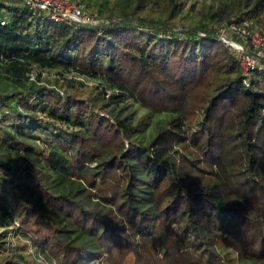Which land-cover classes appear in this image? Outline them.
<instances>
[{"label": "trees", "instance_id": "1", "mask_svg": "<svg viewBox=\"0 0 264 264\" xmlns=\"http://www.w3.org/2000/svg\"><path fill=\"white\" fill-rule=\"evenodd\" d=\"M112 1L99 7L98 24L67 25L28 10L20 0H0V21L8 20L0 25V144L16 153L35 151L34 144L14 135L43 123L30 114L35 101L48 103L52 117L58 111L72 125H92L97 95L73 84L60 94L41 82V71L59 65L103 77L119 90L107 101L132 98L152 113L170 112L143 145L133 141L140 121L132 123L112 110L102 119L116 145L124 148L128 140L130 147L101 160L98 173L114 186L125 182L123 203L139 239L106 212L57 193L45 174L12 163L2 166L20 181L0 175V228L7 231L17 214L20 250L32 246L52 264H91L95 255L64 241L49 210L88 234L110 264H122L131 253L145 264H233L219 250L225 248L264 262V71L244 77L235 56L217 39L219 26L213 23L255 22L264 13V0L222 2L210 14L201 11L207 22L184 20L179 0H166L155 15V0ZM55 138L61 144L60 136ZM81 147L95 151L88 144ZM77 148L63 144L50 150L51 169L77 176L79 159L64 153L75 154ZM129 157L141 159L152 180L150 203L161 215L159 234L145 223L148 211L137 204V176ZM161 181L166 183L163 193L158 192ZM113 190L110 186L108 191ZM4 236L0 252L7 256L0 264H45L17 252L19 248L4 250Z\"/></svg>", "mask_w": 264, "mask_h": 264}, {"label": "rangeland", "instance_id": "2", "mask_svg": "<svg viewBox=\"0 0 264 264\" xmlns=\"http://www.w3.org/2000/svg\"><path fill=\"white\" fill-rule=\"evenodd\" d=\"M156 3L152 5L151 14L155 15L161 12L166 6V0H155ZM181 1L184 20H198L202 19L203 22H207L201 15V11L210 14V8L216 9L222 2H230L231 0H179ZM112 0H91V4L85 7L87 10L97 12L100 6L112 4ZM214 24L221 26L225 24V20ZM256 26H264V13L255 22ZM177 29H180L178 27ZM36 72L31 74L32 78H36ZM40 79L48 88H55L60 94L66 91L68 84H73L80 87L82 90L92 92L93 95H97L95 104V119L90 126H75L72 123L63 119L61 113L56 111L58 117H52L50 115V106L44 101H35L33 104L36 106L34 111H30V114H34L37 119H42V124L38 125L36 130L29 131L24 129L21 132H14V135L18 140L27 143L34 144L35 151L28 152L27 154L22 152H14L8 150V148L0 144V175L6 177L8 180L20 181L12 173L11 170L3 167L4 163H12L19 166L27 167L31 170H37L45 174L48 183L51 188L57 193L69 194L78 199H81L90 206H95L102 212H106L112 219L119 220L121 224L127 229V232L131 234L133 238L138 240L136 228L134 224L133 216L125 210L124 207V185L125 182H121L119 186H114L106 175L100 174L98 169V163L101 160L107 159L113 155H122L130 147L128 140L124 141V148L116 145L110 135V129L105 125V120L109 117L108 110H112L114 113H119L121 116H128L132 123L140 121L139 135L133 140L134 143L143 145L149 141L156 133V130L167 120L170 112L152 113L148 109L144 108L140 103L136 102L132 98L120 97L118 99H112L107 101L112 94H119V90L112 88L109 83L101 76H92L90 74H84L73 66L59 65L55 68L43 70L40 73ZM6 86V82L2 83ZM98 101V102H97ZM108 103L102 110L97 109L99 104ZM113 121L111 120V123ZM9 128L10 123L7 124ZM55 136H60L62 140L67 139L66 143L61 140L58 141ZM63 144H66L68 149L77 148L75 151L64 152L73 161L77 158L81 165L79 173L75 177L64 176L53 169L48 164V156L50 150L60 149ZM82 144H88L95 149L93 154L83 151ZM63 148V147H62ZM79 157V158H78ZM130 162L133 164L134 171L137 176L136 185L134 186V192L139 200L137 204L148 211L145 223L150 224L153 227V232L156 234L161 233V215L155 210V207L150 203L152 192L154 187L152 186V180L144 172L141 167V159L136 157H129ZM106 181V182H105ZM123 181V180H122ZM103 182L106 184L103 185ZM110 186L114 188L109 192ZM166 189V183L160 182L158 192L163 193ZM167 195H163L162 201L159 204L162 208L167 200ZM32 202L40 204L36 197H32ZM48 213L54 217L61 227V238L72 245L82 246L86 255H95L91 264H110L104 260L102 253H99L98 248L94 240L85 232L81 231L76 226L72 225L68 219L62 217L55 212L49 210ZM13 222L9 229L5 231L0 228V235H5L2 238L4 245L2 248L18 250L21 252V238L15 232L17 223V214L12 215ZM156 226V227H155ZM164 232V231H162ZM222 254H225L227 259H231L233 264H264V262L254 261L249 258L238 255L229 248L219 249ZM26 256L33 257L37 262H44L45 264H52L45 260L40 252H38L32 246H28V249L22 251ZM7 256V251L0 252V261ZM102 258V259H101ZM101 259V260H100ZM121 261V260H120ZM122 263V262H121ZM122 264H145L141 263L137 253H131L127 258L123 260Z\"/></svg>", "mask_w": 264, "mask_h": 264}, {"label": "built area", "instance_id": "3", "mask_svg": "<svg viewBox=\"0 0 264 264\" xmlns=\"http://www.w3.org/2000/svg\"><path fill=\"white\" fill-rule=\"evenodd\" d=\"M21 5L34 13H42L44 18L67 25L100 22L96 12L87 10L73 0H20ZM3 18L0 25H6ZM217 39L235 56L244 77L253 71H264V26L254 22L242 25L225 23L218 28ZM30 247V246H29Z\"/></svg>", "mask_w": 264, "mask_h": 264}]
</instances>
